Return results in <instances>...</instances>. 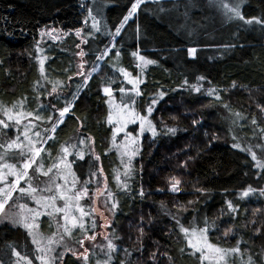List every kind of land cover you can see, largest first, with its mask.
<instances>
[{
  "label": "trees",
  "instance_id": "1",
  "mask_svg": "<svg viewBox=\"0 0 264 264\" xmlns=\"http://www.w3.org/2000/svg\"><path fill=\"white\" fill-rule=\"evenodd\" d=\"M132 2L0 0V119L11 125L0 127V135L4 134L0 144H6L5 137L11 141L19 136L27 146L21 126L28 124L40 133V140L45 139L77 89L78 53L84 51L83 60L92 65ZM89 9L99 31L92 28ZM240 11L246 19L264 20V0H241ZM44 28L59 30L67 38L59 45L39 46ZM77 31L83 43L75 37ZM114 43L98 73L75 96L63 123L43 141L38 163L44 164V170L52 166L74 137L92 142L117 205L109 231L118 250L111 264H205L200 253L187 246L181 231V226L204 227L205 221L210 243L240 248V253L227 257V264H248L249 258L253 264H264V169L259 172L243 145L235 147L227 124V111H234L232 115L236 111L255 119L264 132V27L227 20L213 0H144ZM190 48L196 49L194 57ZM134 52L154 63L138 67L141 62ZM119 69L140 77L142 94H133L135 111L147 115L151 105L150 119L160 132L154 139L143 137L124 179L116 174L119 159L112 150L106 97L101 92L111 87L113 94L120 95V87L131 89ZM210 89L216 90L219 101L208 95ZM5 108L12 120L4 115ZM19 113L31 115L22 116L16 125ZM37 115L41 119H33ZM169 128L176 129L173 135ZM11 156L7 153V160L16 164ZM69 159L79 182L91 176L98 164L89 153L83 160L75 155ZM172 175L181 181L179 192L169 190L167 180ZM250 186L254 191L244 197ZM229 202L236 211L228 209ZM47 223L41 220L42 226ZM13 249L30 259L36 254L24 229L0 224V264L16 262ZM55 264H95V260L81 262L66 254Z\"/></svg>",
  "mask_w": 264,
  "mask_h": 264
},
{
  "label": "snow or ice",
  "instance_id": "2",
  "mask_svg": "<svg viewBox=\"0 0 264 264\" xmlns=\"http://www.w3.org/2000/svg\"><path fill=\"white\" fill-rule=\"evenodd\" d=\"M144 3V0H133L131 4V8L128 11V14L124 17L123 22L115 29L114 36H119L121 33V30L124 27V24L127 23L129 19L134 17L138 10L140 9L141 5ZM240 3L241 0H231V2H225V0H213V6L219 8L222 11V14L224 17L231 21V20H240L243 21L245 24L251 25L253 23L261 25L264 27V20L258 19V18H250L246 19L240 11ZM89 17L92 19V28L96 31H99L98 28V21L96 20L95 16L92 14V10L89 9L88 11ZM85 24H87V20H85ZM80 35V32L77 31V36ZM87 41H85L86 43ZM115 47V43H112L111 47L105 46V49L100 52V54L96 57L97 61L103 60L105 57L109 55L112 48ZM189 54L193 57L195 56L196 49L190 48L188 49ZM81 57L85 56V52L81 51L79 53ZM115 55L118 57L120 55L119 52H116ZM133 56H136L138 60L141 62V64L138 65V67H143L147 64L154 63V61L146 60L145 57L139 56L138 53H133ZM84 65H81V70H83ZM92 71H96V68L93 67ZM121 74L125 77L127 84H130L132 87L131 89H126L125 87H120L118 91L123 94L120 97L119 103H113V111L108 116V123L115 125L114 131L115 133L124 132L125 138L129 141L130 144L135 143V138L131 137L128 132L125 131L128 124H135L139 122V130L142 134L146 129L151 131L153 135H156V127L153 124L150 117L152 116V113L154 111V108L149 105L147 107V115L135 113V111L132 109V105L135 104L134 96H140L142 93L139 89V84L142 82L139 76L133 77L131 73L125 71L124 69H119ZM41 72L43 73V61H41ZM79 74H83V71ZM90 75V73H89ZM200 79H203L201 77ZM187 83V81H185ZM53 92L56 91V88L53 87ZM196 92L200 91L199 87L195 88ZM104 93L109 98H113V89L111 87H105ZM163 93H160V98H163ZM209 96H214L215 100L219 101L221 97L216 94L215 89L208 90ZM114 99V98H113ZM157 101L153 100L151 104H156ZM225 108L228 107V105H224ZM261 110L264 111V106H261ZM70 111L69 106H65L62 109L59 110V118L55 124H53L51 128V132H55L59 124L63 123V117ZM4 115L8 117L9 120L13 119V116L9 113L8 109H3ZM24 115L30 116L31 114H24L19 113L17 114L15 118V124L19 125L21 123V117ZM55 115V113H53ZM235 115L240 118L239 113H235ZM33 119H41L40 116L33 117ZM52 118H49V122H51ZM195 123V121H194ZM253 124H256V120H252ZM0 127L3 129H8L11 127L9 123H7L5 120L0 119ZM169 132L175 133L176 129L169 128ZM37 137L40 136V133H35ZM51 139V137H48ZM24 139L27 141V151H23L25 148V145L20 142V137L17 136L15 140H12L11 142H8L6 144H0V148H4L5 151L3 153H0V161H3L8 153L9 150L12 148H18L22 149L20 152V155L24 157L22 161H20L19 168L16 166V164H10V163H2L0 164V183L5 184V187H0V222H3L5 220L11 222L13 225H19L26 229L28 231V234L32 237V243L37 246L36 251L40 253H44L43 256H40L39 259H41L42 264H53V262L60 258L63 254H59L57 256L51 255L55 251V248L52 247L54 244H59L60 240L63 239L64 235L71 236L72 230L79 228L87 231L85 228V217H89L91 219V228L95 229L97 227L96 218L94 213L97 211V208L93 205H96L99 201L100 204V210L103 211L104 208L108 207L109 203L111 204V209H114L117 205L114 201L111 200L112 193L108 191L107 185L105 184L103 188L100 187L99 181H97V187L95 191H92L88 185L91 183V179L84 181L82 187L77 190L76 185L78 183V180L75 176V174L71 171L72 168V162L68 160V157L75 155L78 159L83 160L84 159V152L83 150H77L73 152V149H77L76 144H71L68 146H64L62 148V155L59 158L58 162H54L52 166L47 168V171L44 170V164L38 163V159L41 156V153L44 151L42 147H37L36 143L33 142L32 139L28 136V130L25 129L24 131ZM79 144L83 146L85 144V139H80ZM127 147V145L125 146ZM125 155L129 156V163L131 162V157L135 155V150H132L131 152L126 151ZM97 160L100 159L99 156L96 157ZM252 159L257 160L256 153H252ZM36 165L35 171L40 173L41 175L48 177L50 173L53 172V169L55 168L57 171L56 173L50 177V185H46L43 188L33 186L32 180L34 177L30 176V170L33 169V166ZM257 166L264 168V163H261L259 160H257ZM3 169H7V172H4ZM7 176H13L15 179L9 183L7 181ZM71 176L72 179L69 181L68 177ZM91 176L95 177L96 173H91ZM57 179H61L64 181L63 184L56 183ZM119 179V177H117ZM25 182L27 184V187H22L21 182ZM171 187L170 191L172 192H179L180 191V184L181 181L177 179L176 177H172L170 181ZM198 191H202L198 189ZM254 191V189L251 188V186L243 192V196L247 197L250 192ZM19 192L21 194H26L29 197L32 198V200L37 205L36 209L27 208L25 204H19L18 207L23 210L20 213H12L11 215L5 213V206L8 204L9 201L13 200L14 193ZM49 193V195H43V193ZM91 192V195L89 193ZM264 194V190H262V193ZM140 196H144L143 190L139 193ZM84 198H87L89 201H91V204L88 205L89 211H85V206L80 204V201ZM103 198V199H101ZM57 201H63L62 205H59ZM191 203V201L189 202ZM37 209H43V213ZM49 209H51L49 211ZM228 209L230 211H236L235 207L232 205L231 202L228 204ZM78 212L79 216L75 215L74 213ZM63 214L62 216H59V214ZM42 214L48 215V216H57V224L58 228L57 231L60 232V229H62V232L60 234V240L55 239V234H53L52 237L45 238L41 233L37 232L36 229L39 227V225L36 223V220L38 217H40ZM175 218V217H174ZM60 220L63 221L62 224H60ZM177 223L179 224V220H177ZM100 227L102 228H111L110 223L101 224ZM141 234H143V229L140 230ZM181 231L184 233L185 237L187 238V246L189 248L194 249L196 252H199L201 254L200 258L202 261L207 260L210 262V264H227V257L230 254H238L240 253L239 247H234L230 249L221 248L217 245H214L209 242L208 240V222H204V227L201 228H186L181 226ZM229 231H231L229 229ZM97 233L93 231L92 235L85 236L84 239H89L92 241L96 240ZM225 235H228L226 232ZM84 239H81L78 241V243L83 246ZM105 241H107L106 248L108 250V258L111 259V253L116 251V245L113 243L112 239L110 238V235H105L103 237ZM45 240L47 241L45 243ZM88 250L85 249V252ZM125 253L128 255H131V252L128 249H124ZM183 251V250H182ZM14 255L18 257L19 260H24L25 264H32L31 260H28L26 256H21V254L15 249H13ZM76 254V253H74ZM153 258H155V253H153ZM83 259L85 261L88 260V256L84 255ZM169 260H171V257H169ZM18 264V262H17ZM248 264H253L251 258H249Z\"/></svg>",
  "mask_w": 264,
  "mask_h": 264
},
{
  "label": "rangeland",
  "instance_id": "3",
  "mask_svg": "<svg viewBox=\"0 0 264 264\" xmlns=\"http://www.w3.org/2000/svg\"><path fill=\"white\" fill-rule=\"evenodd\" d=\"M225 2H231V0H225ZM133 18V17H132ZM131 18V19H132ZM131 19H129L128 21H130ZM127 21V22H128ZM123 22V21H122ZM126 24V23H125ZM124 24V25H125ZM115 33V32H114ZM114 33L111 36V39L109 40V42L107 43L106 46L111 47L112 43H114V40L116 38V36H114ZM75 37L80 39V35L77 36V34H75ZM67 38V35H63L59 30H55L52 28H44L41 32H40V38H39V46H44L47 43H50L52 45H56V44H60L62 42L65 41V39ZM81 43L82 40L80 41ZM105 49V47L103 48V50ZM113 49V48H112ZM102 50V51H103ZM80 53V52H79ZM78 53V57H77V67L75 69V75H74V79L75 81H77V89L75 91V93L73 94V96L70 98L69 103L67 106H69L71 108V104L74 101L75 96L86 86L87 82L89 81V79L96 73H98V71L100 70V66L101 63L103 62V60L106 58H104L103 60L100 61H96L92 64V65H88L84 60L83 57H81ZM84 65L83 70H81V65ZM93 67L96 68V71H92ZM83 71V74H79ZM90 73V75H89ZM129 86H131L130 84H128ZM104 88L103 87L101 89L102 95L106 97V107L108 110V115H107V123H108V116L109 114L113 111V107L112 104L113 103H119V96H122L123 94L120 93V95H115L113 94V98H109L108 96L105 95L104 93ZM132 109L135 111L134 105L131 106ZM231 112L234 111H227V115L230 117L227 120V124L229 129L232 131V137H233V141H234V145L237 148H242L241 145H243L244 149L249 153V157L251 159V161L255 164V167L259 170V172H261L264 168L258 167L257 166V160H259L260 162L264 163V132H262L259 129V126L256 124H253L251 120H248L246 118H244L241 114H240V118H238L236 115H232ZM136 113V111H135ZM236 113V111H235ZM233 113V114H235ZM232 115V116H230ZM261 115H264V112H261ZM16 118V116H15ZM60 119V118H59ZM15 120V119H14ZM109 124V123H108ZM109 126L112 129V136H111V145H112V150L117 154L118 159H119V166L117 169L116 174H119L120 177H122L123 179L126 178L128 176V174L131 172V168H132V163L134 162L135 158L137 157L139 151H140V146L143 142V137L144 136H148L151 139H154L156 137H158V135H160L159 130L156 128V135L154 136L153 133L149 130H145L142 134L140 133L139 130V122L135 123V124H128L125 131L128 132L130 134L131 137L135 138V143L134 144H130L129 141L125 138L124 132H120V133H115L114 128L115 125L113 124H109ZM21 127H25L22 131V135H24V131L25 129L28 130V136L32 139L33 142H37L36 146L37 147H43V141H47L49 138L52 136L53 132H48L45 139L42 141L40 140V136L37 137L35 135V133H37V131H35L34 125L33 124H28V125H22ZM240 127H243V129H241ZM10 129V128H9ZM245 129V130H244ZM17 128L12 129V131H16ZM166 130V129H165ZM247 131V132H246ZM169 133L166 132V135H168ZM170 134L173 135V133L170 132ZM4 134L0 135V139ZM6 143L11 142V141H7L9 140V137H5L4 139ZM20 142L23 143V139H20ZM71 144H76L77 145V149H73V152L77 151V150H83L84 155H86L87 153H89L91 155L92 160L98 164H96L94 171H92L91 173H96V176H89L88 178H85L84 180H81L79 182L77 175L73 172V166L71 168V171L75 174L78 183L76 185L77 190H79L84 181H87L89 179H91V183L88 185V187L92 190L95 191L96 187H97V181H99L100 183V187L103 188L104 185H107V189L108 191H110V187H109V179L108 177L105 175V173L101 170L100 166H99V160L96 159L97 154L94 151V147L92 142L86 143L81 146L79 144V140L78 137H74L70 143H68V145ZM127 145V147H125ZM132 150H135V155H133L131 157V162L129 163V156L125 155L126 151L131 152ZM3 152L5 151V149L2 150ZM22 151V149H18L14 147V150H9L8 153L11 154L12 156L10 158H12L11 161L16 163V166L19 168L20 166V161H22V159H24V157H22L20 155V152ZM23 151H27V147L25 146V148L23 149ZM2 152V153H3ZM256 153L257 156V160H253L252 159V153ZM62 155V151L59 155V157L57 158V161H59L60 156ZM71 157V156H70ZM70 157H68V160L70 161ZM77 158V157H76ZM78 159V158H77ZM12 163L10 161L7 160V158L5 157V159L3 161H0V164L2 163ZM34 167L33 169L30 170L29 175L34 177V179L32 180V184L33 186H37L40 188H43L46 185H50V177L53 176L56 173V169H53V172L49 174L48 177H45L43 175H41L40 173L34 171ZM4 172H7V169H3ZM45 171H47V169H45ZM172 177H176L175 175H172L168 178V185L171 181ZM177 178V177H176ZM15 178L13 176H7V181L9 183H11ZM69 181H71L72 177L69 176L68 177ZM178 179V178H177ZM56 183L58 184H63L64 181L61 179H57ZM21 186L22 187H27V184L25 182H21ZM0 187H5V184L0 183ZM171 187V184H170ZM181 188V184L179 186ZM111 192V191H110ZM172 192V191H171ZM175 193V192H174ZM43 195H49V193H43ZM89 195H91V192L89 193ZM103 199V198H101ZM111 200L114 201L113 199V195L111 197ZM115 202V201H114ZM57 203L59 205L63 204V201H57ZM19 204H25L27 206V208H32V209H36L37 205L35 204V202L32 200L31 197H29L26 194H21L19 192L14 193L13 195V200L9 201L8 204L5 206V213L11 215L12 213H20L23 210H21L18 205ZM80 204L85 206V211H89L88 205L91 204V201H89L87 198H84L80 201ZM116 204V203H115ZM94 207L97 208V211L94 213L95 218H96V223H97V227L95 229L91 228V219L89 217H85V228L87 229V231L83 230V229H73L72 230V235L68 236V235H64L63 239L60 240V234L62 232V229H60V232L57 231L58 228V224H57V220L58 217L57 216H48V215H44L42 214L40 217L37 218L36 223L39 225V227L36 229L37 232L41 233L45 238H49L52 237L53 234H55V239L60 240L59 244H54L52 245V247L55 248V251L53 253H51V255L53 256H57L59 254H63L62 256H60V261L61 259H63V257L66 254H70L72 256H74L75 259L81 261V262H88L90 257H93V259L95 260V264H111V260L112 258L109 260L108 258V250L106 248V244L107 241H105L103 239V237L105 235H110V238L112 239V235L110 233V228H102L100 227L101 224H106V223H110L112 225L113 222V216L116 212V207L114 209H111V204L109 203L108 207L104 208L103 211L100 210V204L99 201L97 202L96 205H93ZM39 211H41L43 213V209H37ZM51 209H49L50 211ZM75 215L79 216L78 212L74 213ZM63 214H59V216H62ZM47 219L49 221V223H47V226H42L41 224V220L42 219ZM3 223H7L10 224L11 226H19V225H13L11 222L5 220L3 222H0V224ZM63 221L60 220V224H62ZM21 227V226H19ZM22 229H24L23 227H21ZM27 233L28 231L26 229H24ZM53 230V231H50ZM50 231V232H49ZM93 231L95 233H97V237L95 241L89 240V239H84L85 236H90L92 235ZM49 232V233H48ZM29 235V234H28ZM30 239H31V243H32V237L29 235ZM81 239H84V244L83 246H81L78 241H80ZM113 241V239H112ZM47 241L45 240V243ZM114 243V242H113ZM33 244V243H32ZM35 246V248H37V246L35 244H33ZM85 249H87L88 251L85 252ZM118 250V248L116 247V251L111 253V257L113 256L114 253H116ZM76 253V254H74ZM44 253H40L38 251H36L35 256L33 257V259L27 258L28 260H31L32 264H42L41 259H39L40 256H43ZM87 255L88 256V260L85 261L83 259V256ZM201 256V254H199ZM15 258V256H14ZM227 259V258H226ZM201 260V258H200ZM263 260H264V254H263ZM57 260H55L53 262V264L56 263ZM202 261V260H201ZM25 264L24 260H19L17 257V260L14 264ZM205 264H210L209 261L204 260L202 261ZM221 264H223V262H221Z\"/></svg>",
  "mask_w": 264,
  "mask_h": 264
}]
</instances>
